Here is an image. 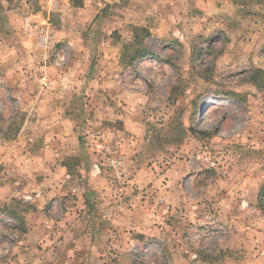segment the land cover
<instances>
[{"label":"rangeland","instance_id":"374dc122","mask_svg":"<svg viewBox=\"0 0 264 264\" xmlns=\"http://www.w3.org/2000/svg\"><path fill=\"white\" fill-rule=\"evenodd\" d=\"M68 1L0 0V264H264V0Z\"/></svg>","mask_w":264,"mask_h":264},{"label":"built area","instance_id":"2783aa9c","mask_svg":"<svg viewBox=\"0 0 264 264\" xmlns=\"http://www.w3.org/2000/svg\"><path fill=\"white\" fill-rule=\"evenodd\" d=\"M38 48L46 53L53 49L55 45V36L49 29H42L38 34ZM63 60L62 53L60 51H55L53 54V61L55 65H60Z\"/></svg>","mask_w":264,"mask_h":264},{"label":"trees","instance_id":"16d2710c","mask_svg":"<svg viewBox=\"0 0 264 264\" xmlns=\"http://www.w3.org/2000/svg\"><path fill=\"white\" fill-rule=\"evenodd\" d=\"M144 30V29H143ZM145 31V30H144ZM146 32V31H145ZM145 54V51L144 50H141V51H138V52H136L135 53V56L133 57V59L131 60V61H133L135 58H141V57H143V55ZM67 167V166H66ZM10 214L13 216V217H16L17 216V214L16 213H13V212H10ZM18 221H20V223H22L21 221H22V219H21V217L20 218H16Z\"/></svg>","mask_w":264,"mask_h":264},{"label":"crops","instance_id":"0c3cea01","mask_svg":"<svg viewBox=\"0 0 264 264\" xmlns=\"http://www.w3.org/2000/svg\"><path fill=\"white\" fill-rule=\"evenodd\" d=\"M40 4L44 3L45 0H39ZM59 3H60V7H63L64 6V3L67 4L69 7H71V4L69 3L68 0H59Z\"/></svg>","mask_w":264,"mask_h":264}]
</instances>
